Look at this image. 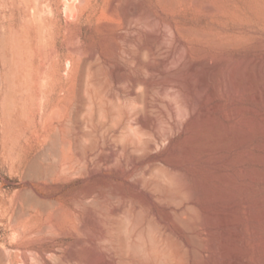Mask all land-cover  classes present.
Masks as SVG:
<instances>
[{"label":"rangeland","instance_id":"rangeland-1","mask_svg":"<svg viewBox=\"0 0 264 264\" xmlns=\"http://www.w3.org/2000/svg\"><path fill=\"white\" fill-rule=\"evenodd\" d=\"M263 89L264 0H0L2 262L264 264Z\"/></svg>","mask_w":264,"mask_h":264},{"label":"bare ground","instance_id":"bare-ground-1","mask_svg":"<svg viewBox=\"0 0 264 264\" xmlns=\"http://www.w3.org/2000/svg\"><path fill=\"white\" fill-rule=\"evenodd\" d=\"M69 4V3H68ZM69 6V5H68ZM209 7V6H208ZM70 8V6L68 7ZM210 8V7H209ZM71 9V8H70ZM133 13V12H132ZM262 86V85H261ZM201 87V86H200ZM220 88V87H219ZM262 88V87H261ZM218 90V89H216ZM221 90V89H220ZM264 90V89H263ZM214 93H213V97L216 96V92L215 90H213ZM262 91V90H261ZM220 92V91H219ZM223 92V91H222ZM225 93V92H224ZM218 96V95H217ZM257 98H262L263 97V92H259L257 93V95L255 96ZM190 100H187L185 96L182 95V98H181V102H180V108H181V111L180 113L176 114L177 118L171 120V121H167V125L165 126V130L162 134L163 136V140H168L170 141L172 139V136L181 131L183 125H184V122L187 118V116L192 112V110H195L192 108V106L190 105L189 103ZM178 105V104H177ZM193 105V104H192ZM162 106V105H161ZM164 106V105H163ZM170 115V114H169ZM171 117V116H170ZM199 121V120H198ZM195 122H197V120H195ZM190 123V122H189ZM193 123V122H192ZM194 124V123H193ZM191 125V124H190ZM165 141V142H166ZM133 162V160H131ZM123 167V166H122ZM136 172V171H135ZM134 174V173H133ZM135 175V174H134ZM132 176V175H131ZM159 183V182H158ZM138 186V185H137ZM138 188V187H137ZM139 189V188H138ZM146 191V190H145ZM145 193V192H144ZM146 197L148 200L152 201V200H155V199H158L155 194L153 192H148L146 194ZM145 203V202H144ZM23 211V210H22ZM182 213V212H180ZM16 214V213H15ZM18 214V213H17ZM26 214V212L24 213V215ZM55 214V213H54ZM57 214V212H56ZM183 214V213H182ZM22 216V215H20ZM58 216V215H57ZM15 217V216H13ZM60 218V217H58ZM57 218V219H58ZM16 219V218H15ZM46 226V224H45ZM45 226L43 228H45ZM50 227V226H49ZM48 227V228H49ZM43 231L45 229H42ZM38 231L40 232V230H37V233ZM81 231H85V230H81ZM102 231V230H101ZM22 232V231H21ZM36 232V231H35ZM33 233V232H32ZM49 233V232H48ZM76 235V234H75ZM127 235V234H126ZM97 236V235H96ZM102 236V235H101ZM81 237V236H80ZM51 238V237H49ZM131 238V237H130ZM44 239V238H43ZM46 239V238H45ZM126 239H128L126 237ZM45 245H55L58 240L55 239V238H52V239H47V240H44L43 241ZM75 242H78L79 243V239L77 238L75 240ZM36 243V241L34 240H30L28 239L26 236H23L16 244H17V247L18 249H21L19 250V252L23 255V259L19 261V259L17 258L16 254L18 251H14V252H9L8 255H7V259H5L6 261H3L2 262V258H1V253H0V264H29L27 261H26V258H25V252H26V248L32 244ZM87 243V242H86ZM85 241L82 242V245H84V247L88 250L89 249V252L86 253V257H84L83 262H76L74 264H132L134 261H136L137 259H141V257H143L144 255H136V257H132L130 258V260L128 261H124L122 260V257L121 256H118L117 255V251H116V248H115V243L114 241L112 240H98V238H93L92 241H91V244L90 246L88 244H86ZM76 245V244H75ZM77 247V245H76ZM81 247V246H80ZM88 247V248H87ZM57 248H60V247H57ZM139 248V247H138ZM69 252L71 251V249H68ZM67 250V251H68ZM73 250V249H72ZM30 251V250H28ZM32 251V250H31ZM140 251H142V253L140 252L139 254H143L145 252H143L144 250H142V248L140 249ZM146 251V250H145ZM35 250L34 252H30L31 254H35ZM69 252L67 253H60V254H54L52 252H50V254H45V251L44 250H38L37 253L35 254L36 256V260L34 259V257H32L35 262L34 264H49V262L47 261L48 258L51 259L52 263L51 264H67V262H69L68 260L71 259L73 256H72V252L69 254ZM75 253V252H74ZM147 254V252H146ZM145 254V255H146ZM150 255V254H149ZM148 255V256H149ZM5 256V254H4ZM78 256V255H77ZM147 256V257H148ZM163 256V254H162ZM70 257V258H69ZM119 257V259H118ZM146 258V256L144 257V259ZM31 260V259H30ZM74 260V259H73ZM149 260V259H148ZM263 260V259H262ZM80 261V260H79ZM146 261V260H144ZM19 262V263H18ZM163 262V261H162ZM70 263V262H69ZM151 263V262H150ZM164 263V262H163Z\"/></svg>","mask_w":264,"mask_h":264}]
</instances>
